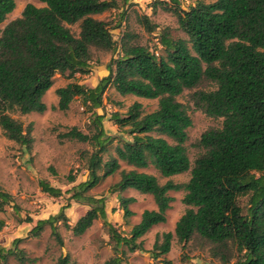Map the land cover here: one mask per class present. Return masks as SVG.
<instances>
[{
  "label": "trees",
  "instance_id": "16d2710c",
  "mask_svg": "<svg viewBox=\"0 0 264 264\" xmlns=\"http://www.w3.org/2000/svg\"><path fill=\"white\" fill-rule=\"evenodd\" d=\"M38 1L45 6L27 5L22 16L6 25L0 37V132L6 138L32 149L33 125L25 127L11 112L23 116L44 114V98L56 75L68 79L88 75L94 52H117V57L107 64L108 75L95 87L72 82L56 90L59 102L53 110L67 111L76 98H81L92 113L95 128L93 134H85L73 127L61 137L88 143L94 151L88 161L87 180L68 190L69 203L57 216L39 220L31 235L38 238L49 226L55 241L63 246L56 223L64 222L79 237L100 219L115 243L116 254L122 245L130 252L140 251L138 240L167 222L174 200L170 192L184 190L182 203L187 209L175 227L179 244L207 246L221 264H264V0L199 2L189 10L181 8L180 0H155L153 10L161 5L173 13L187 36L174 39L166 29L158 34V44L166 57L138 44L139 35L129 29L117 44L109 23L96 16L119 9L118 0ZM15 9L14 0H0V25ZM139 24L149 33L159 28L148 16L139 18ZM76 25L78 35L71 30ZM204 84L215 89H200ZM112 87L122 96L157 100L158 107L145 114L142 104L136 102L125 116L118 112L111 116L115 125L127 128L131 140L117 147L115 156L104 162L102 154L113 138L106 133L105 117L97 110ZM185 91H194L192 101L197 111L223 120L220 128L202 134L197 144L202 153L194 164L186 147L193 121L188 108L178 101ZM122 163L133 169L121 170ZM150 166L163 179L187 172L190 179L184 185L171 180L161 184L154 175L138 171ZM119 171L120 181L111 193L118 194L125 218L133 215L129 206L135 202V198L121 196L129 189L151 195L157 206L156 210L143 212L129 238L108 221L106 198L88 195ZM40 187L51 197L63 195L61 189L46 181H41ZM242 197L249 202L246 214L239 204ZM72 201L90 207L74 226L68 224L65 213ZM10 202L12 197L0 189V207ZM3 226L0 221V230ZM173 237L172 233L157 236L154 258L170 252ZM21 241L16 240L14 245ZM8 254L25 264L23 251L3 249L1 260L6 261ZM69 263V256L57 261ZM104 264L124 262L116 255Z\"/></svg>",
  "mask_w": 264,
  "mask_h": 264
},
{
  "label": "rangeland",
  "instance_id": "374dc122",
  "mask_svg": "<svg viewBox=\"0 0 264 264\" xmlns=\"http://www.w3.org/2000/svg\"><path fill=\"white\" fill-rule=\"evenodd\" d=\"M14 1L16 9L0 25V37L6 25L22 16L27 5L32 4L39 8L45 6L38 0ZM216 1L218 0H180V6L183 10H189L199 2L212 4ZM154 2L155 0H129L127 4H123L121 0H118L119 9L111 10L96 16V18L109 23L117 44L129 29L139 35L138 44L156 50L159 57H166L158 44V34L166 29L174 39H187V36L180 29L173 13L165 11L161 5L157 7L156 11L153 10ZM143 16H148L152 23L159 28L153 33L147 32L139 24V18ZM71 30L75 35H78L79 25L72 26ZM113 57H117V52H94L91 71L88 75L78 74L73 79H68L66 75H56L54 85L44 99L48 107L44 114L33 113L23 116L17 112H11V115L22 121L25 127L33 125L34 146L27 150L0 132V189L12 197V202L0 207V221L4 222V226L0 230V251L3 249L23 251L26 259L25 264H57L61 256H69V264H104L116 255L122 257L124 264H221L219 259L210 255L207 246L199 245L196 242H189L185 246L178 243L175 237L176 223L187 209L182 203L185 195L184 190L170 192L169 195L174 200L167 214V222L153 227L142 239L138 240L142 247L140 251L130 252L127 246L122 245L116 254L115 243L111 239L104 221L100 219L79 237L73 234L72 227L67 229L64 222L56 223L63 240V246L55 241L49 226L45 227L38 238L31 235L32 229L39 220L57 216L62 207L69 203L71 195L66 193L68 190L87 180L88 161L90 154L94 151L88 143H79L61 137L73 127L85 134H93L95 128L92 113L87 111L81 98H76L67 111L53 110L52 107H57L59 102L56 90L72 82H79L87 87L96 86L103 77L108 75L106 67ZM200 89L214 90L215 87L204 84ZM193 93L194 91H185L178 97V101L188 108L193 121L192 127L188 130L189 138L186 143L192 164L202 153V150L197 147L202 134L209 129L220 128L223 122L222 119L211 118L201 111H197L192 101ZM136 102L142 104L145 114L152 113L158 107L157 100L142 99L134 95L122 96L113 87L109 88L104 95L103 106L97 112L104 115L103 127L106 133L113 138L107 151L102 154L104 162H108L111 157L115 156L117 147H121L131 140L126 131L127 128H119L112 122L111 116L115 112L125 116ZM155 135L153 134V136ZM132 169L121 164V170ZM138 171L154 175L161 184L171 180L176 184L184 185L190 179V172L163 179L153 166ZM119 173L120 171L107 177L96 188L89 191L88 195L106 198L108 221L118 233L129 238L134 226L140 222L143 212L156 210L157 206L151 195H142L133 189L127 190L121 193V196L135 198V202L129 206L133 215L125 218L118 194L111 193L113 186L120 181ZM41 181H46L61 189L63 195L55 198L43 193L40 187ZM70 204V208L66 209L65 213L69 220L68 224L74 226L90 207L74 201ZM239 204L246 214L249 208L248 198H240ZM27 218H30L31 221L28 222ZM163 233H172L174 236L171 250L166 255L154 258L153 248L156 238ZM18 239L22 241L15 246L14 243ZM0 264L22 263L15 255L8 254L6 261L1 260L0 257ZM231 264H234V261Z\"/></svg>",
  "mask_w": 264,
  "mask_h": 264
},
{
  "label": "crops",
  "instance_id": "0c3cea01",
  "mask_svg": "<svg viewBox=\"0 0 264 264\" xmlns=\"http://www.w3.org/2000/svg\"><path fill=\"white\" fill-rule=\"evenodd\" d=\"M95 87V86H94ZM46 97V96H45ZM45 99V98H44ZM47 109H48V107H47ZM33 114V113H32ZM35 114H37V113H35ZM85 182V181H84ZM130 190V189H129Z\"/></svg>",
  "mask_w": 264,
  "mask_h": 264
}]
</instances>
